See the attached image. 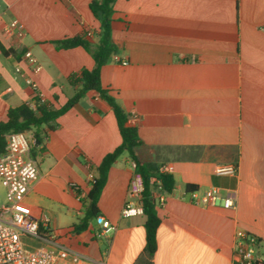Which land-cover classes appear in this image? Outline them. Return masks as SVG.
<instances>
[{
    "label": "crops",
    "instance_id": "0c3cea01",
    "mask_svg": "<svg viewBox=\"0 0 264 264\" xmlns=\"http://www.w3.org/2000/svg\"><path fill=\"white\" fill-rule=\"evenodd\" d=\"M90 1L0 0V44L9 49L0 51V119L9 106L30 103L35 90L52 107L74 93L78 85L68 76L94 60L82 46L56 48L54 40L84 36L96 44L100 20ZM112 8L119 60L112 56L101 66V85L136 127L139 158L172 165L174 185L158 207L149 260L237 264V228L264 240V0H114ZM13 19L22 36L4 31ZM25 51L36 58L37 71ZM120 141L110 105L94 90L35 141L39 176L23 201L36 216L47 215L49 227L37 237L21 234L25 250L63 247L82 257L54 264H144L145 215H121L125 201L137 200L128 193L134 168L126 152L109 167L97 200V214L114 228L101 230L94 215L74 229L88 204L89 165ZM218 163L236 164V174H215ZM211 186L234 198V207L198 202Z\"/></svg>",
    "mask_w": 264,
    "mask_h": 264
},
{
    "label": "built area",
    "instance_id": "2783aa9c",
    "mask_svg": "<svg viewBox=\"0 0 264 264\" xmlns=\"http://www.w3.org/2000/svg\"><path fill=\"white\" fill-rule=\"evenodd\" d=\"M6 33L15 32L22 36V25L15 19L4 26ZM89 34V32H87ZM24 57L31 65L33 71L40 68L36 58L30 51L24 52ZM119 60L118 57L113 56ZM124 62V61H122ZM19 70V68H16ZM27 83L36 88V82L28 77ZM42 98L40 92L34 91ZM30 105L34 107L31 100ZM34 139L24 131H10L5 135V147L0 151V183L5 189V200L0 203V264H54L58 259L70 257L71 261L78 263L82 257L76 252H68L63 247L46 248L43 246L25 250L22 246L20 235L37 237L41 230L47 229L49 218L42 214H33L30 206L24 203L23 198L31 184L39 176L37 161L30 155V148ZM134 168V162H131ZM160 172H171L170 163H162L158 166ZM237 166L233 163H218L214 166V173L218 175H235ZM93 173H89V183L93 181ZM143 188L141 176L134 171L128 185V193L136 196L137 200H127L121 208V215L127 217L142 212L140 201ZM158 205L164 203V192H155ZM197 202V201H196ZM205 205L221 204L224 208H232L235 205L234 198L222 195L217 186L209 187L198 199ZM96 221L101 230L108 231L114 225L103 215L96 214ZM232 258L237 264H264V240L255 233L237 228L234 232L232 245Z\"/></svg>",
    "mask_w": 264,
    "mask_h": 264
},
{
    "label": "trees",
    "instance_id": "16d2710c",
    "mask_svg": "<svg viewBox=\"0 0 264 264\" xmlns=\"http://www.w3.org/2000/svg\"><path fill=\"white\" fill-rule=\"evenodd\" d=\"M113 1H90L89 6L91 11L100 20L98 40L94 46H91L84 36H69L54 40L56 48H69L80 45L90 52L94 60L91 68L83 67L77 74L72 73L68 76V81L71 84L78 85L74 93L59 107H52L36 93L32 96L34 107L29 102L9 106L6 109L5 118L0 119V151L5 147L6 133L10 131H24L34 139V143L30 148V155L32 156V148L35 146V141H41L42 134L54 127L56 118L70 108L86 91H96L99 97L110 105L117 123L121 141L112 150L106 152L95 167L89 165L90 170H94V179L90 182V188L87 192L88 204L86 211L78 222L74 224V229L76 231L84 229L89 219L97 214V200L105 184L108 169L120 153L126 152L135 164L134 171L142 179L143 188L140 201L142 213L145 215L144 253L146 258L144 264H151L149 258L156 248V230L160 222L158 215L159 205L155 192H170L174 185V179L170 172H160L158 166L154 163L139 158L138 146L142 141L138 136L136 127L127 123L128 114L120 107L114 96L109 93V89L101 85L100 68L106 61L112 58L116 50V46L111 38ZM0 51L6 54L9 52V49H5L0 44ZM187 187L191 188L192 186Z\"/></svg>",
    "mask_w": 264,
    "mask_h": 264
},
{
    "label": "rangeland",
    "instance_id": "374dc122",
    "mask_svg": "<svg viewBox=\"0 0 264 264\" xmlns=\"http://www.w3.org/2000/svg\"><path fill=\"white\" fill-rule=\"evenodd\" d=\"M5 200V189L0 183V203Z\"/></svg>",
    "mask_w": 264,
    "mask_h": 264
}]
</instances>
